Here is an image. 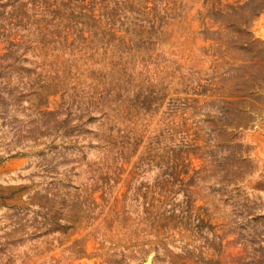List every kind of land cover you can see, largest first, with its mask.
<instances>
[{"label": "rangeland", "instance_id": "374dc122", "mask_svg": "<svg viewBox=\"0 0 264 264\" xmlns=\"http://www.w3.org/2000/svg\"><path fill=\"white\" fill-rule=\"evenodd\" d=\"M0 264H264V0H0Z\"/></svg>", "mask_w": 264, "mask_h": 264}]
</instances>
